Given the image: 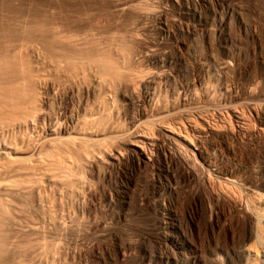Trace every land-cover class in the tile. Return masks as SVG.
I'll list each match as a JSON object with an SVG mask.
<instances>
[{"label":"bare ground","instance_id":"bare-ground-1","mask_svg":"<svg viewBox=\"0 0 264 264\" xmlns=\"http://www.w3.org/2000/svg\"><path fill=\"white\" fill-rule=\"evenodd\" d=\"M143 1L7 12L0 264H264V0Z\"/></svg>","mask_w":264,"mask_h":264},{"label":"rangeland","instance_id":"rangeland-1","mask_svg":"<svg viewBox=\"0 0 264 264\" xmlns=\"http://www.w3.org/2000/svg\"><path fill=\"white\" fill-rule=\"evenodd\" d=\"M78 1L79 0H67V1L66 0H64V1H61V0H0V7H2V8H0L1 9L0 10V17H2L1 20H0L1 21L0 22V29L5 28L6 31H8V32H12L13 30H19L22 27H25L24 25H27L29 23V21L31 20V19H28V18L27 19H25V18H22V19L21 18L20 19L13 18L12 19L11 16H7V12L8 11L9 12L10 11L11 12H15V11L28 12L29 14L30 13H35L36 15L34 17H32V18L35 19V20L43 21L45 18H47L49 20L51 18H53V15H54L53 8H54V11H55L56 10L55 8H57V10H60V9H64L65 7H67L65 9H67V10L68 9L75 10V8H78L79 7V9L80 8H82V9H90V15H86L85 12H82V11H78L79 12L78 14H75V13L72 14L71 11H69L68 14H69L70 18H72L73 21H77V22L78 21L79 22L80 21L82 22V20L84 22L86 19L87 20H90V24L91 25H94V27H97V29H99L100 33L102 32L101 34L99 32H93L94 34L92 33L93 35L91 34V37H90V39L93 38L91 40H93V41L97 40V42L99 40V43L103 42L105 44H110V43H108V41L111 42V43H114L113 41L116 42V41L120 40L123 37V36H119V35H122V34H119V33H116L115 34L114 32H111V31L109 32V30H108V27L110 26L109 25L110 22H111L110 24H113V23L115 24V22H116V24L117 23L119 24V22H117L114 19L113 20L110 19V21H109V19L108 20H102V17H97L98 15L96 16V11L95 10H97V9H93V7L94 8H99V6H97V4H95V3L91 4V2L90 3H88V2L87 3L86 2L83 3L82 0H80L79 2ZM83 4H85V6ZM139 5L140 6H137L138 9H142L143 8L142 10L143 11L148 10L147 12L152 11L153 8H154L153 5L151 6V2L148 1V0H144ZM151 7H153V8H151ZM5 8L7 9L6 12H4L6 10ZM3 12L6 13V15ZM48 17H51V18H48ZM3 19L4 20L7 19V20L4 21ZM15 20H17V21H15ZM106 21L107 22L109 21V22L107 23ZM21 22H22V24H24V23L25 24L24 25H20ZM230 24H231V27H233V28H236V29H239L240 28V29H242V25H241V23L239 22V20L237 19L236 16H233V19H232V21H231ZM103 26H106V27L104 28ZM102 27L106 30L105 33H104V29L102 30ZM15 28H17V29H15ZM1 31H0V33H1ZM95 33L96 34L99 33V34L96 35ZM106 34H108L109 37ZM95 35H96V37H95ZM99 36H100V38H99ZM109 38H113L112 41H110L111 39L109 40ZM116 38H119V39L116 40ZM104 39H105V41H107V43L105 41H103ZM103 43H101V44L104 45ZM151 46L149 45L150 49H152ZM169 100L171 101V100H174V99L171 97V98H169ZM57 104H58V101L57 100H54L53 103H52V106H51V108L54 111H55V109H57V106H55ZM133 112H134V110H133ZM204 115H206V114H204ZM205 117H207V115ZM207 119H208L209 122L211 121L210 124H213L211 118L208 117ZM120 124L123 125V122H120ZM119 128L122 129L121 126ZM92 183H96V180L94 182H92ZM97 192L98 193H96V197L98 198L100 196L99 194H101L100 189L97 190ZM47 193H48V195L50 194L49 192H47ZM49 196H51V195H49ZM103 206H105V205H103ZM100 207H102V205L98 206L95 209V213H94V216L95 217L96 216H99L100 217V214L99 213H101L102 211H105V207H102V209H100ZM97 209H100L98 211V213H97ZM97 214H99V215H97ZM80 221L81 220L79 219V222ZM169 223L172 224V221H169ZM166 232H167L166 234L168 235L167 238L170 239V240H173L174 242H176L175 245H174V247H173L174 248V251L173 252L175 253V255L177 257V263L176 264H200L201 263V259L199 257L192 256V254H190L191 251H190V248L187 245V243L183 242L181 240V238H179V237H177V236L174 235L175 230H174V228H173L172 225H171L170 228H167L166 229ZM148 249L149 250L150 249L153 250V247L152 246H149ZM158 252H159V250L157 248L154 249V251H153V253L155 255H158ZM219 254H220L221 257L224 256L222 253H219ZM148 264H175V262H172V259H164V260H161L160 262L154 261V262H151V263H148Z\"/></svg>","mask_w":264,"mask_h":264}]
</instances>
